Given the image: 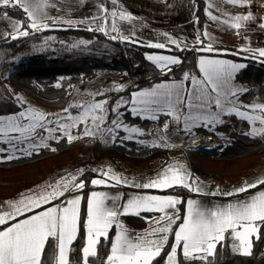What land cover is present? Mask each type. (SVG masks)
<instances>
[{
  "label": "snow or ice",
  "instance_id": "6c2138e0",
  "mask_svg": "<svg viewBox=\"0 0 264 264\" xmlns=\"http://www.w3.org/2000/svg\"><path fill=\"white\" fill-rule=\"evenodd\" d=\"M111 2L115 5L117 0ZM223 2L244 7L247 11L229 14L216 4V0H209L205 13L218 27L235 29L239 35L240 30L246 28L248 22H256L259 19L261 22L258 26L264 29V17L258 18L251 10L254 0ZM50 6H55L50 5V0H0V22H6L10 29L0 32V39L18 40L49 30L56 24L62 23L72 27L87 22L89 31L104 33L112 40L140 43L133 39L134 31L130 35H124L118 23V21L130 23L133 17L118 11L115 7L110 10L101 3L97 15L74 20L51 16L47 11ZM9 9L23 12L24 18L13 19L9 15ZM196 22H199L198 17ZM92 24H96V27H91ZM202 35L210 38V33L206 29ZM165 36L171 44L180 47L179 41L167 37V34ZM244 39L250 44V38ZM196 42L203 44L199 35ZM88 43L90 41L81 40L72 47ZM147 46L164 49L167 45L149 42ZM195 50L212 52L216 49L212 43H208L206 47ZM239 51L249 52L251 58L264 62V47L257 49L247 47ZM147 59L164 74L171 73L172 66L182 63L180 58L172 55L150 54L147 55ZM245 67L243 63L202 55L198 61L199 76L184 72L180 80L156 83L151 87L133 91L130 100L121 98L111 108L108 107L107 99H92L79 104H69L59 114H48L26 105L24 98L17 96L16 99L23 110L9 115L0 114V144L7 145V148L0 147V153L9 151L11 153L0 156V159H18L16 153L31 156L39 148L48 147L47 141L50 139L66 138L71 142L80 138L73 136L71 130L81 126L84 137H108L115 141L121 129L129 133L121 139H132L134 135L143 136L145 135L143 130L129 126L121 119L124 113L120 109L129 103L132 105L130 113L133 116L152 121H159L162 116L168 118L158 130H152L161 133L158 137L161 143L153 142L154 147L170 146L167 140L172 124H175L180 132L192 136L196 129L213 128L223 123L224 115H235L246 121L250 126V131L245 133L246 135L264 138V103L256 102L250 105L238 103L239 95L248 89L236 86L233 81L235 75ZM185 82L189 84L186 85ZM56 86L60 87L59 84ZM115 90H123V85ZM90 95L104 94L97 92ZM72 109L77 110L75 114ZM110 114H115V118L110 119ZM139 142L147 143L144 140ZM83 175V169L78 170L77 174H67L45 191L10 203L11 210L0 213V225H5L0 228V264H71L70 253L81 227L85 232V239L80 248L79 264H89L90 259L94 260L97 257V249L102 239L110 240V251L104 264H155L162 253L166 256V264H214L218 245L223 247L225 242L230 240L232 253L251 256L253 239L261 238L264 227V190H259L246 199L216 204L212 207H203L200 201L189 198L186 201V214L175 229L173 225L180 219L177 206L185 203L176 195L134 194L121 203L120 193L112 195L106 191H92L86 198V219L83 224L81 202L84 198L81 195L71 196L61 205H53L34 212L35 209L64 197L66 193L81 192L87 186L80 178ZM90 184L103 187L123 185L161 191L179 187L197 194L203 192L198 179H194L186 165L179 162L165 166L155 178L144 183L129 181L109 168L102 171L99 178L91 179ZM258 186H264V178H257L254 182L245 181L232 191H222L217 187L215 191L203 194L239 196ZM108 201H111V205ZM29 212L34 214L17 219ZM142 212L160 215L158 218H146L150 227L143 233L129 234L120 217L122 215L139 217ZM113 228L116 230L115 236L110 237V230ZM170 237L173 238L171 243ZM47 248L52 249L50 256L46 252Z\"/></svg>",
  "mask_w": 264,
  "mask_h": 264
},
{
  "label": "trees",
  "instance_id": "16d2710c",
  "mask_svg": "<svg viewBox=\"0 0 264 264\" xmlns=\"http://www.w3.org/2000/svg\"><path fill=\"white\" fill-rule=\"evenodd\" d=\"M195 18L198 35L203 44L182 42L180 47L157 49L148 47L146 43H132L112 40L110 36L98 31H89L86 27L54 25L18 40L0 39V114L9 115L23 110L16 99L20 94L41 106L55 109L67 107L71 101V90L74 86L84 85L97 77L102 70H114L121 73V81L125 87L121 91L109 89L98 96L107 99L112 107L117 100L130 99L133 91L151 87L156 83L169 80H180L184 72L198 75V61L202 54L219 55L235 61L244 62L246 67L236 76L237 81L247 84L249 90L242 96L244 102L257 98L264 99V62L253 59L249 52L231 45L217 44L214 51H198L206 47L207 37L202 35L207 29L209 19L205 13L206 0H196ZM9 15L23 19L24 13L9 9ZM54 38V39H49ZM90 41L76 48L72 45L79 41ZM180 49H184L181 51ZM166 52L180 58L182 63L172 66L171 73L164 74L147 59V53ZM59 84L60 87L56 85ZM27 105V103L25 102ZM125 117L133 124H148L126 111ZM229 138L227 148L222 152H204L194 148L179 149L154 147L153 142L141 144L135 140L108 141L103 138L80 137L69 142L66 138L53 140L52 145L42 147L40 152L31 156L21 155L18 159H0V199H10L23 191L41 185L47 181H56L71 173L77 174L80 169L84 175L80 177L86 182L83 189L81 221L86 219V198L93 187L90 180L107 171L111 164L124 176H154L165 166L174 163L188 165L192 169V177L199 184L232 185L245 182L255 174L256 169L264 165V138L246 135L250 126L238 116H226L218 127ZM200 133L208 134L201 130ZM178 141L181 139H171ZM186 139V142H191ZM54 149V150H53ZM157 164V165H156ZM144 169L135 174L134 170ZM96 170V171H93ZM186 201L189 191L174 188ZM185 203L180 204V219L173 225L175 229L183 220ZM159 213L142 212L141 215H123L122 224L139 234L149 226L148 219ZM115 228L110 230L114 237ZM85 239L83 227L70 253L71 264H79L80 248ZM173 238L170 237V243ZM231 241L225 246L218 245L214 264H264V227L259 240L253 239V254L242 256L234 254L230 248ZM110 251V240H103L98 246L97 257L90 264H104ZM167 249L165 250V252ZM46 252L51 255L52 249ZM155 264H166V256L162 253Z\"/></svg>",
  "mask_w": 264,
  "mask_h": 264
},
{
  "label": "crops",
  "instance_id": "0c3cea01",
  "mask_svg": "<svg viewBox=\"0 0 264 264\" xmlns=\"http://www.w3.org/2000/svg\"><path fill=\"white\" fill-rule=\"evenodd\" d=\"M208 3H209V0H206V6ZM216 4L219 7L223 8L225 11H227L229 14L244 13L247 11V9L244 7L232 6L227 3H224L223 0H216ZM261 5H264V0H254L253 6L251 8L253 13L258 18L264 17V7H262ZM115 8L118 11H123L125 13H128L133 17L130 23L127 21H123V22L118 21V23H119L120 28L121 26L124 27V25H127V24L131 25L133 31L135 32L133 39L138 40L139 42H142V43L159 42V43H165L167 46H174L166 38L165 34H167V37L176 39L177 41H179V43L185 42L189 44H198L196 42V38L198 36L196 18H195L196 10H197L196 0H117L115 4ZM215 14H218V13H215ZM12 18L16 19L14 17ZM260 22L261 21L259 19L256 22H248L247 27L242 28L240 30V34L238 35L235 29H230L227 27L221 28L217 26L216 22L209 21V23L207 24V29H206L208 33H210V38L207 37L208 43L214 42L212 44L213 48H215V46L219 43L224 44V45H231L238 49L247 48V47H250L252 49H257V48L264 47V29L258 26ZM214 34L215 35L217 34L216 36L219 37L217 38V40L219 41L215 40L216 38ZM223 34H227L230 36V38H232V44H228L224 41V39H221ZM244 37L250 38V44L248 43V41L244 39ZM208 57L230 60L233 63L245 64L244 62L235 61V60H232V59H229L223 56H219V55H208ZM237 74L234 77L233 83L238 87L246 88L249 90V86L247 84L237 81L236 79ZM199 75L200 74H198L197 76ZM245 93L246 92H243L239 95L238 103H242L244 105L253 104V102L256 101V99L251 102H244L242 100V96ZM154 124H157V123H154ZM204 132H207V131H204ZM171 139H181V140L176 141V142H181V143L186 140L182 137H173ZM171 139L169 140L173 142L174 140H171ZM186 167L192 174L191 167L188 165H186ZM162 170H160L158 173H160ZM157 174H155L154 176H148V177H137V176L129 177V176H124L122 174H119V175L127 178L129 181H135L136 183H144L152 178H155ZM96 178H99V177H96ZM257 178H264V165L258 167L256 169L255 174L249 177L246 181L254 182ZM242 183H237V184H232V185H221V186L200 184V186L203 188V192L200 194H197L195 192L189 191L190 196L189 195L187 196L186 201L189 198L196 199L200 201L201 206H203L202 205L204 204L203 201H205V203L208 206L212 207L216 204L222 205V204L229 203V202H235L236 200L246 199L249 195H254L257 191L264 190V186H258L256 189H250L249 192L246 194H240L239 196H232V197H226L223 195L212 196V195L203 194L204 192L215 191L217 187H219L222 191H232L235 187L241 186ZM48 187L49 186H46V185H38V186H35L33 188L23 191L20 195L16 197H13L10 199H0V200L8 201L10 205V203H15L19 201L23 197L24 193H26L24 194L25 195L24 197L29 196V195H37L45 191L46 189H48ZM173 189L161 191V190H156V189H137L134 187H126L123 185H120L117 187L93 186L90 189L88 195L92 191H106L109 193L116 192V194L117 193L122 194V199L120 202L123 203L127 198H129L130 196L134 194L170 195V192H174L172 191ZM74 195H81L83 197V190L78 193L77 192L66 193L64 197L58 198L52 201L50 204L44 205L42 208L35 209L34 212L42 211L44 208L51 207L53 205H61L63 201H65L66 199ZM174 195L182 198V194L179 192H176ZM9 205L7 206L5 204H0V213L4 211H10L11 209ZM81 206H82V202H81ZM34 212L25 213L24 215L17 217V219H24L28 215L34 214ZM11 222H15V221H10V223ZM3 227H5V225H0V228H3ZM125 228L127 229L129 234H132V235L139 234L137 231L133 229H130L127 227Z\"/></svg>",
  "mask_w": 264,
  "mask_h": 264
},
{
  "label": "rangeland",
  "instance_id": "374dc122",
  "mask_svg": "<svg viewBox=\"0 0 264 264\" xmlns=\"http://www.w3.org/2000/svg\"><path fill=\"white\" fill-rule=\"evenodd\" d=\"M101 3H103L110 10L113 9V7H115V5L112 4L111 0H83V2H81V0H50V5H55V6L54 7L50 6L47 9V11L49 12V14L51 16H54V17H60L62 19L81 20V19H84L86 17H92L94 15H97L98 6ZM56 25H66V24H62L61 23V24H56ZM78 27L89 28V24L87 22L86 23H82V24H79ZM91 27L95 28L96 24H92ZM4 31H10V29L8 28V25H7L6 22H0V32H4ZM121 31L123 32L124 35H130L133 32V29H132L131 25L127 24V25H124V27L121 26ZM112 34L115 35L116 33H112ZM216 35L214 34V36L216 38L215 40L219 41V40H217V38H219V37L216 36ZM229 38H230L229 35L223 34L221 39H224V41L226 43H228V44H232V38H230V39ZM211 43L213 44L214 42H211ZM146 44H148V43H146ZM169 47L170 46H166V48H169ZM150 54L151 55H172V54H167L166 52H150V53H147V55H150ZM202 55L208 57V55H206V54H202ZM172 56H174V55H172ZM171 81H173V80L163 81V82H171ZM185 83H186V85L189 84V82H185ZM120 85H123V88L125 87V83H123L121 81V73H119L118 71H114V70H102V71H100L98 73L97 77H95L93 79H90L84 85H77V86L73 87V89L71 90L72 97H71V101H70L69 104H73V103L79 104V103H83L85 100H92V99L100 100L98 98V96L90 95V94H94V93H97V92L103 93L104 91L109 90V89H116ZM20 96L24 98V101L27 103V105H31L33 107H36L39 110L44 111V112H46L48 114H59L62 111V109H55V108H48V107L41 106V105H39L37 103H34L31 100L27 99L22 94H20ZM123 100H126V99H123ZM128 100H130V99H128ZM256 102L264 103V99H262V98L258 99L257 98L256 101H254L253 103H256ZM108 107L111 108V106L109 104H108ZM131 107H132V105L129 103V104L125 105L124 107H122L120 109V111L124 113V115H123V117H121V119L123 120L124 123L128 124L129 126H135V127H138V128H140L142 130V126L143 125L141 126L140 124H135V123L133 124L132 122H129L126 119V117H125L126 111L130 112ZM72 111L75 114L77 110L76 109H72ZM226 116H228V115H224L222 117V119L225 120ZM134 117H137V116H134ZM109 118L110 119L111 118H115V114H110ZM137 118H139L140 120H143V121L147 120L149 123H153V122L157 123L160 126H162L163 122H165L168 119L167 117H163V116L161 117V119L159 121H152L150 119H142L140 117H137ZM221 124L215 125L213 128H203L202 127V128L196 129L195 130V134L192 135V136L185 135L183 132H180L179 130H177L175 124H172V125H170V129L168 131V139H171L173 137H182L184 139H191L190 141H192V138H194L197 135H212V134H214V135H216V138H215L216 148L214 150H212V151H214V152H222L225 148H227L228 142H226V140L229 138V136L226 133H224L223 131L219 130L218 127ZM201 130L207 131L208 134L200 133ZM71 132H72L73 136L84 137L82 135L83 126H81L79 128H74V129L71 130ZM45 135H47V133H45ZM128 135H129V133L124 132L121 129L120 132H119V137L115 141L122 142L124 140H135V141L139 142L141 140H144L147 143H151L152 142V140H150L148 137H146L144 135L143 136L134 135L132 139H121L122 137H125V136H128ZM88 138H91V137H88ZM103 139L104 140H108V141H113L111 138H108V137H104ZM53 140H55V139H50V140L47 141L49 146L52 145ZM38 142L39 141H37V143ZM143 144H146V143H143ZM187 144H188V142L183 141L181 145H177L176 147H172L173 148V152L175 153L179 149H183L184 150L185 148H187ZM0 147L7 148V145L0 144ZM24 147H26V145ZM41 148H39V150L36 151V152L39 153ZM203 151L204 152H211V151H207V150H203ZM8 154H11L10 151L9 152H5V153H0V156H6ZM16 155L17 156H21L20 153H16ZM110 169L112 170V172H114L116 174H119V172L117 171V169H116V167L114 165L111 164ZM143 171H144V169H136V170H134L135 174L141 173ZM55 182L56 181H53V182L52 181H47V182L42 183L41 185L50 186V185H54ZM202 185H210V184L202 183ZM215 185L216 186H221L222 184H217L216 183ZM41 190H43V189H41ZM175 193L176 192H170V195L171 194L174 195ZM24 194H26V193H24ZM24 194H23V197L25 196ZM110 194L115 195L116 192H112ZM182 198H183V196H182ZM9 202H11V201H9ZM203 202H204V204H202L203 207H210V206H208L205 203V201H203ZM0 204H5L7 206L9 205L8 201H5V200H3V201L0 200ZM108 204L111 205V201H108ZM177 207L180 210V205H178ZM185 214H186V201H185V213H184V215ZM159 215L160 214H158V215H156L154 217L158 218ZM120 221L122 223L121 217H120ZM149 227H150V224H149V226L146 229H148ZM145 230H143L141 233H143Z\"/></svg>",
  "mask_w": 264,
  "mask_h": 264
},
{
  "label": "built area",
  "instance_id": "2783aa9c",
  "mask_svg": "<svg viewBox=\"0 0 264 264\" xmlns=\"http://www.w3.org/2000/svg\"><path fill=\"white\" fill-rule=\"evenodd\" d=\"M159 128H160V126L158 124H154V123H148V124H145L142 126V130L145 132L144 136L148 137L152 141H157V142L161 143L158 139V137L161 133H159V131L152 132L153 129L158 130ZM148 133H152V134H148ZM193 139L194 138H192V140ZM167 142L171 147H176V145H175L176 143L174 144V142L170 141L169 139L167 140ZM189 143H191V142H189ZM215 145H216V142L213 143L212 148H210V149L204 148V149H206L207 151L214 150L215 148L213 146H215ZM196 148H200V147H196ZM65 199H66V197H65Z\"/></svg>",
  "mask_w": 264,
  "mask_h": 264
},
{
  "label": "bare ground",
  "instance_id": "6f19581e",
  "mask_svg": "<svg viewBox=\"0 0 264 264\" xmlns=\"http://www.w3.org/2000/svg\"><path fill=\"white\" fill-rule=\"evenodd\" d=\"M215 138L216 135L212 134V135H197L194 137V139L191 141V145L196 146V147H202V148H206V149H210L212 148L213 143L215 142ZM174 144L177 145H181V142H176L173 141ZM214 148H216V145L213 146Z\"/></svg>",
  "mask_w": 264,
  "mask_h": 264
},
{
  "label": "water",
  "instance_id": "95a60500",
  "mask_svg": "<svg viewBox=\"0 0 264 264\" xmlns=\"http://www.w3.org/2000/svg\"><path fill=\"white\" fill-rule=\"evenodd\" d=\"M187 147H189V148H194V149L196 148L195 146L191 145V143H188V144H187ZM196 149L199 150V151H200V150H201V151L206 150V149H204V148H202V147H200V148H196ZM210 151H211V152H214V151H212V150H210Z\"/></svg>",
  "mask_w": 264,
  "mask_h": 264
}]
</instances>
